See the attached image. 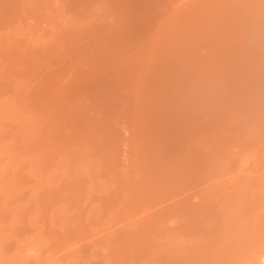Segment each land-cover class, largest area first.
I'll use <instances>...</instances> for the list:
<instances>
[{"label":"rangeland","instance_id":"rangeland-1","mask_svg":"<svg viewBox=\"0 0 264 264\" xmlns=\"http://www.w3.org/2000/svg\"><path fill=\"white\" fill-rule=\"evenodd\" d=\"M0 264H264V0H0Z\"/></svg>","mask_w":264,"mask_h":264}]
</instances>
